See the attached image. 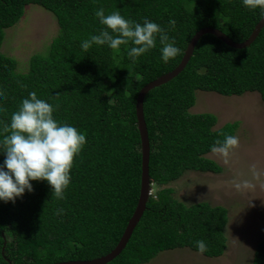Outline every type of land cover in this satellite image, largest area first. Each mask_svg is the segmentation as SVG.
Instances as JSON below:
<instances>
[{"label": "trees", "instance_id": "1", "mask_svg": "<svg viewBox=\"0 0 264 264\" xmlns=\"http://www.w3.org/2000/svg\"><path fill=\"white\" fill-rule=\"evenodd\" d=\"M51 11L59 31L47 53L30 57L29 70L0 51V138L4 125L29 92L56 107L57 120L76 126L87 143L74 158L71 183L63 200L44 180H33L15 203L0 201V264H48L90 260L110 253L121 240L137 207L142 180V140L137 98L150 81L181 62L202 27L221 29L236 42L247 40L264 15L243 0H0V49L5 29L14 26L26 7ZM119 10L137 22L143 17L169 29L178 54L165 63L157 46L135 62L131 44L119 50L80 47L102 25L94 12ZM175 21L169 28V19ZM242 95L257 91L264 102V28L245 48H235L204 34L182 72L151 90L144 99L151 155V182L158 188L122 252L106 264H146L165 250L190 248L204 240V255L219 257L228 246L229 210L224 205L177 198L170 184L187 171L220 173L224 167L208 156L225 135L236 136L240 121L216 128L211 112L193 113L196 91ZM4 156L0 154V163ZM168 185V186H167ZM62 209L63 211H59ZM251 264H264V239Z\"/></svg>", "mask_w": 264, "mask_h": 264}, {"label": "rangeland", "instance_id": "2", "mask_svg": "<svg viewBox=\"0 0 264 264\" xmlns=\"http://www.w3.org/2000/svg\"><path fill=\"white\" fill-rule=\"evenodd\" d=\"M58 31L51 11L30 4L20 21L5 29L0 51L16 58L18 70L26 72L30 57L47 53ZM191 112L216 114V128L240 121L238 146L230 148L226 156L208 154L224 167L222 172L190 170L170 184L177 198L187 204L208 200L228 208V246L219 257L186 247L165 250L146 264H251L256 246L264 239V102L257 91L223 95L197 90ZM157 189L155 186L154 191Z\"/></svg>", "mask_w": 264, "mask_h": 264}, {"label": "clouds", "instance_id": "3", "mask_svg": "<svg viewBox=\"0 0 264 264\" xmlns=\"http://www.w3.org/2000/svg\"><path fill=\"white\" fill-rule=\"evenodd\" d=\"M243 4L260 9L264 15V0H243ZM94 16L103 27L81 41L80 47L85 51L93 45L119 50L121 45L130 43L127 56L135 62L142 54L155 48L159 40L161 59L165 63L179 52L174 41L170 40L169 29L148 17H143L141 23L126 18L118 9L106 14L102 7L95 10ZM168 24L169 28L174 27L175 21L170 18ZM4 99L0 91V101ZM56 107L31 91L22 98L10 121L4 125V134L0 138V154L4 156L0 163V201L15 203L26 191L34 190L33 180L47 181L56 199L65 198V190L71 183L74 158L87 140L76 126L55 118ZM238 143L237 136L225 135L223 141L217 140L210 150L226 156L229 149ZM153 192L152 183L151 194ZM196 249L200 254L206 253V242L197 240Z\"/></svg>", "mask_w": 264, "mask_h": 264}, {"label": "water", "instance_id": "4", "mask_svg": "<svg viewBox=\"0 0 264 264\" xmlns=\"http://www.w3.org/2000/svg\"><path fill=\"white\" fill-rule=\"evenodd\" d=\"M263 28H264V16L259 21V23L256 25L255 29L253 30L252 34L247 40L243 42H236L219 28L212 27V26L202 27L194 34V36L190 40L188 47L185 51V54L181 62L178 64V66L175 67L173 70L159 76L155 80L150 81L140 90L138 98H137L136 107H137L138 127L141 133V140H142L141 191H140V197H139V201L135 209V212L126 227L121 240L119 241L118 245L110 253L103 255L101 257H98V258H94L90 260H68V261H61V262L48 263V264H106L110 262L111 260H113L115 257H117L122 252V250L126 247L128 241L130 240L137 224L141 220L146 210L147 203H148V200L151 194V184H152L151 176H150V155H151V145L150 144L151 143H150V138H149L148 126H147V122L145 119V113H144V99H145L146 94L148 93L149 90L170 81L171 79L176 77L180 72L184 70L189 60L191 59V56L193 55L196 44L198 43L199 39L204 34L206 33L214 34L218 38H220L222 41L229 44L230 46L242 49L247 46H250L259 36Z\"/></svg>", "mask_w": 264, "mask_h": 264}]
</instances>
